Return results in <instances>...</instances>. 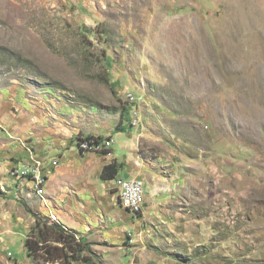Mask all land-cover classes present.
I'll use <instances>...</instances> for the list:
<instances>
[{"label": "rangeland", "instance_id": "1", "mask_svg": "<svg viewBox=\"0 0 264 264\" xmlns=\"http://www.w3.org/2000/svg\"><path fill=\"white\" fill-rule=\"evenodd\" d=\"M81 133L156 161L142 216L38 185ZM66 206L96 226L70 264H264V0H0V264H51L26 240Z\"/></svg>", "mask_w": 264, "mask_h": 264}, {"label": "crops", "instance_id": "2", "mask_svg": "<svg viewBox=\"0 0 264 264\" xmlns=\"http://www.w3.org/2000/svg\"><path fill=\"white\" fill-rule=\"evenodd\" d=\"M123 129L124 128H122V130ZM78 135L76 138H78ZM75 142H77L78 144V140L75 139V141L71 142L68 146H66V150L69 152L68 157H65V154L67 153L66 151L62 152L64 154H61L59 156L53 155V158L47 161L42 157L38 156V154L35 155L38 156L39 158L37 159L38 160L40 159V161L42 160L46 166L45 174L48 178L47 196L55 200L56 198H61L62 201L66 200L67 198L68 199L70 198L72 204L74 202V199L72 197L71 191L74 193H79L83 197L87 198L86 202L83 201L82 199H80V201L94 207L96 213L93 215V217L95 220H97V218L101 220V215H99V210L101 209L102 206H105L107 200L106 196L108 197L112 195L113 200L116 199V196H118L119 199V191L114 186L115 184L114 180L104 181L108 191L106 192L105 196H101L99 190V182L101 181L100 180L101 173L105 165L116 161L118 162V164H123L122 168H126L128 166L129 169L125 171L126 175L123 178L144 176L149 171L148 170L149 168L153 170H155L156 168L155 167L156 161H148L147 162L148 164L142 163L140 158L143 157L139 154L138 150L136 149L137 144L133 145L130 156L126 155L123 159H120L119 153L115 148L113 149L111 155H106L97 152H94V154L92 153L86 154L81 152L79 145H78V150H74L72 145ZM127 146L128 145L126 144L122 145L123 148H127ZM139 165H141L142 168L139 167ZM144 168L146 170H144ZM78 177H81L83 182L81 184H74L73 181L78 180ZM93 179L95 180V182L93 181ZM116 193L117 195H115ZM144 200L145 199H143V204L145 202ZM147 201H149V194L147 197ZM123 208L128 212H130L125 207ZM59 214H63L67 220L65 222L63 221L61 222L65 224L67 228L69 227L68 229L74 230L79 238L84 239V236L86 234L91 233L96 228V226L93 225L92 222L90 221V216L88 215L84 217L83 220L81 219L75 220L73 218V214H78V212L76 211L73 212L70 206H66L63 209H61Z\"/></svg>", "mask_w": 264, "mask_h": 264}, {"label": "trees", "instance_id": "3", "mask_svg": "<svg viewBox=\"0 0 264 264\" xmlns=\"http://www.w3.org/2000/svg\"><path fill=\"white\" fill-rule=\"evenodd\" d=\"M91 32V31H89ZM122 128H120V131ZM103 136L97 137L94 135H90L87 138L81 139L79 141V147L82 151V144L85 140H89L94 145L103 143L107 138L102 139ZM84 140V141H83ZM100 140V141H99ZM97 142V143H96ZM112 145L111 147L113 146ZM81 145V146H80ZM123 164H118V162L114 161L110 164L105 165L102 173L101 179L103 181H112L117 178L119 175L120 168H122ZM32 176L31 174H29ZM144 204H142L143 211ZM133 214H138L132 211L131 207H127ZM140 211V212H141ZM143 213H139L138 216H142ZM35 224L32 227L29 237L26 240V249L30 257L35 259L42 258L51 264H70L71 261H78L86 259L85 252H91V247L93 242H86L83 238H79L77 233L68 232L62 226L57 223H50L49 220L41 218L35 215Z\"/></svg>", "mask_w": 264, "mask_h": 264}, {"label": "built area", "instance_id": "4", "mask_svg": "<svg viewBox=\"0 0 264 264\" xmlns=\"http://www.w3.org/2000/svg\"><path fill=\"white\" fill-rule=\"evenodd\" d=\"M108 143V141H107ZM96 148L94 143L90 140H85V149H82L83 153H92L93 149ZM46 170L45 167H40V159L36 158V170L35 175H40V183L42 184V173ZM14 174H21V168H16ZM22 177V176H21ZM119 202L125 208L128 206H136L139 209V198L145 196V182L139 184H132L131 178H119Z\"/></svg>", "mask_w": 264, "mask_h": 264}, {"label": "bare ground", "instance_id": "5", "mask_svg": "<svg viewBox=\"0 0 264 264\" xmlns=\"http://www.w3.org/2000/svg\"><path fill=\"white\" fill-rule=\"evenodd\" d=\"M108 139V138H107ZM111 139V138H110ZM88 140V139H87ZM90 140V139H89ZM113 140V139H112ZM84 141V140H83ZM92 141V140H91ZM100 141V140H99ZM106 142V141H105ZM104 142V143H105ZM94 144H95V142H93ZM97 143V142H96ZM102 144L103 143H100V144H96L95 145V147L96 148H94L93 149V152H99V150L100 149H102L101 147H102ZM81 146V145H80ZM106 147V146H105ZM80 148V147H79ZM82 148H84L85 149V142L82 144ZM109 147H107V148H105L103 151H102V153H104V151L106 150V149H108ZM30 169V168H29ZM32 169V168H31ZM32 174V173H31ZM34 175V174H33ZM40 176V175H39ZM116 180V179H115ZM140 181L141 182H145L143 179L141 180V179H131V183L132 184H139L140 183ZM44 182V178H42V183ZM38 185H41V183H40V179H38ZM115 187H119V180H118V183H117V185L115 186ZM145 203V202H144ZM142 204H143V196H141L140 198H139V207H140V211L142 210ZM128 207H131V209H132V211H134L135 213H138L139 212V209L136 207V206H128Z\"/></svg>", "mask_w": 264, "mask_h": 264}, {"label": "clouds", "instance_id": "6", "mask_svg": "<svg viewBox=\"0 0 264 264\" xmlns=\"http://www.w3.org/2000/svg\"><path fill=\"white\" fill-rule=\"evenodd\" d=\"M93 135V134H92ZM90 136V135H89ZM94 136H97V137H99V135H94ZM100 136H102V135H100ZM107 137H112L113 139H114V137L113 136H103V138L102 139H105V138H107ZM79 138H81V139H84V138H87V137H84L83 136V134L81 133V134H79L78 135V138H77V140H78V145H79V141L81 140V139H79ZM114 143H115V139H114ZM114 145V144H113ZM113 149H114V147L112 146V148L110 149V151L111 152H109V153H111L112 154V152H113ZM83 153V152H82ZM108 152H104L103 154H106V155H109V154H107ZM117 178H119V177H117ZM115 180V179H114ZM146 195V194H145ZM124 207V206H123ZM127 209V208H126ZM129 210V209H128ZM130 211V210H129ZM143 211H144V209H143ZM143 211L142 212H140V213H143ZM139 214V213H138ZM138 214H136V215H138Z\"/></svg>", "mask_w": 264, "mask_h": 264}]
</instances>
